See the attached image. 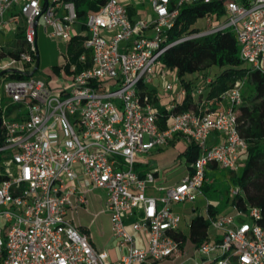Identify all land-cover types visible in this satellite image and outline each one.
Segmentation results:
<instances>
[{"label": "built area", "instance_id": "built-area-1", "mask_svg": "<svg viewBox=\"0 0 264 264\" xmlns=\"http://www.w3.org/2000/svg\"><path fill=\"white\" fill-rule=\"evenodd\" d=\"M93 2L96 9L80 15L74 0H0V31L23 34L19 50L4 52L0 44V264H158L177 257L175 206L200 198L208 166L237 171L247 151L234 112L243 104V81L209 100L213 75L196 72L193 107L174 113L186 90L161 57L182 42L230 33L242 65L264 73V0ZM140 2L149 3V15L130 10ZM211 3L221 5V15L206 14L205 29L169 41L183 5ZM40 26L64 44L58 80L29 76ZM75 37L85 51L79 70L67 48ZM212 133L220 140L207 146ZM181 140L195 144L198 157L176 184L157 189V172L136 171L140 159ZM96 189L106 194L115 260L70 217L87 210L86 194ZM260 217L254 206H232L231 214L209 219L215 234L196 248L202 262L195 264H264Z\"/></svg>", "mask_w": 264, "mask_h": 264}, {"label": "trees", "instance_id": "trees-1", "mask_svg": "<svg viewBox=\"0 0 264 264\" xmlns=\"http://www.w3.org/2000/svg\"><path fill=\"white\" fill-rule=\"evenodd\" d=\"M78 13L83 14L91 6L96 9L93 0H74ZM222 14L219 3L183 5L172 29L168 32L169 41H175L184 34L194 33L198 30L193 26L197 20L202 19L206 14ZM21 32L17 33V39L21 42ZM83 39L75 37L68 45L70 62L78 65L79 56L85 53L82 46ZM239 50L235 38L230 33L212 34L202 38L188 40L168 49L161 57V62L170 70L176 72L179 81L186 90V97L181 104L175 106L172 112H184L193 107L190 95V79L186 75L196 72H204L214 69L216 73L207 99H217L222 93L229 89L235 82L243 81V86L247 85L248 93L243 94V104L234 109L237 128L240 137L247 144V151L244 160L241 162L237 174L230 178V186L239 190L236 196L229 194V189L225 191V200H229V205L236 206L241 211H245L247 206H254L260 210L261 217L257 221L258 225L264 227V73L245 68L238 56ZM87 66L90 64L89 55L86 53ZM58 73V68H53ZM37 72V71H36ZM35 72V73H36ZM152 92H150L151 95ZM162 122L167 119V112L161 110ZM172 145V144H171ZM187 166V172L191 171V165L198 157V147L195 144L187 145L180 154ZM216 165L208 166L207 172L212 169L214 175L219 168ZM234 172V171H231ZM210 185H215V180ZM209 191V185L204 183L202 192ZM216 188L212 192L215 193ZM229 195L232 199H229ZM207 217L203 215L195 216L189 223L188 240L195 248L209 241V219H214L217 214L215 206L207 202ZM175 239L180 242L179 248L183 247L187 238L180 231Z\"/></svg>", "mask_w": 264, "mask_h": 264}, {"label": "rangeland", "instance_id": "rangeland-1", "mask_svg": "<svg viewBox=\"0 0 264 264\" xmlns=\"http://www.w3.org/2000/svg\"><path fill=\"white\" fill-rule=\"evenodd\" d=\"M137 10L143 13H151L148 2H140L136 4ZM132 7H130L131 9ZM80 30V26H77ZM198 31L205 29V21L199 19L193 26ZM50 28L44 31L43 27H38L37 34V49L39 54V67L37 72L33 75L36 78H43L50 80H58V73L54 71V67H62L65 65V59L62 56L64 52V44L59 40L48 37ZM9 36L6 34H0V43L5 42V47L3 51L6 52L13 43L9 41ZM0 61V63H4ZM213 72V71H212ZM174 77H176V72H171ZM186 79H190L191 75H186ZM2 88V82L0 81V90ZM247 85H244L243 94L248 93ZM209 146V142H207ZM187 145L182 140L173 146H168L160 150L154 151L152 154L144 157L145 159L140 161L141 169H149L158 173V180L155 184L157 189H166L183 178L187 174V166L183 157L180 154L186 149ZM244 157H242L241 162H243ZM218 169V168H217ZM237 171L231 172L224 169H219L217 174L212 173V169L207 172L206 184L209 185V191L205 194L202 192L200 199L206 207V203L209 202L215 206L217 214H222L226 212V208L229 204V200H225V191L229 189V194L231 190L235 188L230 186V178L236 175ZM215 180V185H210L212 181ZM213 188H216L215 193L212 192ZM147 193L152 195H159L156 190H147ZM105 191L96 189L86 194V200L88 202L87 211L79 210L73 216V222L76 226L80 227L81 231H87L93 240V244L98 251H102L109 247L108 240L110 238V222L109 215L105 212ZM229 199L232 197L229 195ZM197 203V201L185 204L182 210L191 208ZM202 215L206 218V209H203ZM182 214V213H181ZM190 217L182 215L180 223V231L187 238L186 242L183 244L182 248H179L177 257H173L170 260L159 262L158 264H195V262H202V257H200L196 252V248L188 240L189 235V223ZM245 221H249L248 217H244ZM209 234H215V231L211 228L209 229ZM117 248L111 249L109 255L111 259L115 260L118 257Z\"/></svg>", "mask_w": 264, "mask_h": 264}, {"label": "crops", "instance_id": "crops-1", "mask_svg": "<svg viewBox=\"0 0 264 264\" xmlns=\"http://www.w3.org/2000/svg\"><path fill=\"white\" fill-rule=\"evenodd\" d=\"M135 8H137V6H136V4L130 9V10H133V9H135ZM16 12H17V8H14L13 10H12V12H10L9 14H7L6 16H5V19H7L11 14H16ZM22 24V23H21ZM19 32H21L22 33V30L20 29V30H18V32H12V31H5V30H1L0 31V34H3V35H7V36H9V41L11 42V43H13L12 44V46H10L9 47V49L6 51V52H8V53H12V52H14V51H16V50H19L22 46H21V42L17 39V33H19ZM21 36H22V42H23V34H21ZM36 41H37V38H36ZM2 46H3V48L5 47V42H3V43H0ZM22 45H23V43H22ZM36 45H37V43H36ZM213 71V72H212ZM207 72H209L210 74H212L213 76H214V74L216 73V71L214 70V69H209V70H207ZM173 76V75H172ZM191 79V78H190ZM162 84V83H161ZM159 93H162V87H160L159 88ZM172 98H171V96L170 95H168V96H166V98L163 100V102H164V106H166L168 103H169V101L171 100ZM212 107H216L215 105H213ZM219 137L215 134V133H212L210 136H209V138H208V142H209V145H212V144H216L217 142H219ZM180 141H177V142H175V143H173L172 145H170V146H173L174 144H176V143H179ZM154 151H157V150H154ZM154 151H152L150 154H152ZM149 154V155H150ZM142 159H140L138 162H137V164H136V171L139 173V174H144V173H146V172H149V171H152V170H149V169H141L140 168V161H141ZM156 177H157V179H158V174L156 175ZM183 206L184 205H177V206H175V210H176V212H178L179 213V210H181V208H183ZM206 206H207V203H206ZM203 209H206V207H205V205H204V203L202 202V200L199 198L198 200H197V203L194 205V206H192L190 209L189 208H187L185 211L184 210H182V214L181 213H179L180 214V216H181V218H182V215H185V216H189L191 219H190V221L195 217V216H197V215H202V210ZM79 210H84V209H79ZM79 210H77L76 211V213L79 211ZM84 211H87V210H84ZM232 213V209H231V207H230V205L228 204V206H227V208H226V212L225 213H222V214H231ZM222 214H220V215H222ZM110 224V223H109ZM80 228V227H79ZM84 233L90 238V241H91V243L93 244V240L91 239V236L88 234V232L87 231H84ZM108 244H109V247H107V248H105L104 250H102V251H110L111 249H114L115 247H114V242H113V239H112V233H111V229H110V238H109V240H108ZM93 246H94V244H93ZM95 247V246H94Z\"/></svg>", "mask_w": 264, "mask_h": 264}, {"label": "water", "instance_id": "water-1", "mask_svg": "<svg viewBox=\"0 0 264 264\" xmlns=\"http://www.w3.org/2000/svg\"><path fill=\"white\" fill-rule=\"evenodd\" d=\"M38 67H39V54L37 53L35 67H34L32 73L29 74V76L34 75L35 72L38 70ZM0 75H2V73Z\"/></svg>", "mask_w": 264, "mask_h": 264}]
</instances>
